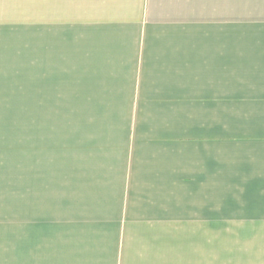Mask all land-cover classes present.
Instances as JSON below:
<instances>
[{
    "label": "crops",
    "instance_id": "obj_1",
    "mask_svg": "<svg viewBox=\"0 0 264 264\" xmlns=\"http://www.w3.org/2000/svg\"><path fill=\"white\" fill-rule=\"evenodd\" d=\"M63 2V264H208L203 198H264V18L241 0Z\"/></svg>",
    "mask_w": 264,
    "mask_h": 264
},
{
    "label": "rangeland",
    "instance_id": "obj_2",
    "mask_svg": "<svg viewBox=\"0 0 264 264\" xmlns=\"http://www.w3.org/2000/svg\"><path fill=\"white\" fill-rule=\"evenodd\" d=\"M241 2L243 21L264 18V0ZM65 6L0 0V264L64 263L61 156L75 131L72 63L63 74L72 31L61 22ZM203 210L208 264H264V198H203Z\"/></svg>",
    "mask_w": 264,
    "mask_h": 264
}]
</instances>
